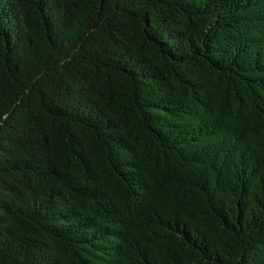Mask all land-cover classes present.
<instances>
[{"label": "trees", "instance_id": "trees-1", "mask_svg": "<svg viewBox=\"0 0 264 264\" xmlns=\"http://www.w3.org/2000/svg\"><path fill=\"white\" fill-rule=\"evenodd\" d=\"M0 264H264V0H0Z\"/></svg>", "mask_w": 264, "mask_h": 264}]
</instances>
